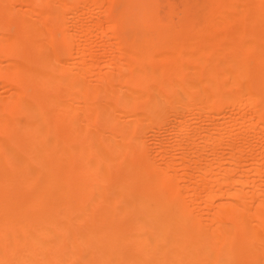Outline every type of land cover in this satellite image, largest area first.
Wrapping results in <instances>:
<instances>
[{"label": "bare ground", "instance_id": "obj_1", "mask_svg": "<svg viewBox=\"0 0 264 264\" xmlns=\"http://www.w3.org/2000/svg\"><path fill=\"white\" fill-rule=\"evenodd\" d=\"M0 264H264V0H0Z\"/></svg>", "mask_w": 264, "mask_h": 264}]
</instances>
